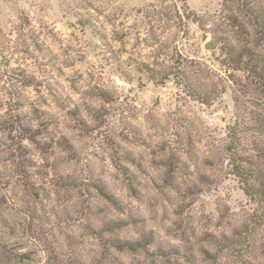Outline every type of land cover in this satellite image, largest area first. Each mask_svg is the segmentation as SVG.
<instances>
[{
    "label": "rangeland",
    "instance_id": "rangeland-1",
    "mask_svg": "<svg viewBox=\"0 0 264 264\" xmlns=\"http://www.w3.org/2000/svg\"><path fill=\"white\" fill-rule=\"evenodd\" d=\"M261 58L264 0H0V264H264Z\"/></svg>",
    "mask_w": 264,
    "mask_h": 264
},
{
    "label": "trees",
    "instance_id": "trees-1",
    "mask_svg": "<svg viewBox=\"0 0 264 264\" xmlns=\"http://www.w3.org/2000/svg\"><path fill=\"white\" fill-rule=\"evenodd\" d=\"M246 56H250L251 57V55L250 54H248V52H246V53H244ZM238 63H241V61L239 60V62ZM249 66V65H248ZM250 70H252L255 74H257V75H263L264 74V58H261V59H259V61H258V63L256 64V65H254L252 62H251V64H250V66L248 67ZM194 97H196V98H198V99H202L201 98V96H200V94L198 93V92H194ZM263 126H264V124H263ZM236 174L240 177V178H242V179H246V177H247V173H245V171H244V169H242V168H238V170H236ZM247 187H246V189H245V192H246V194L248 195V196H253V195H255V193H253V188H252V186H250V185H246ZM124 245H126L127 247H132V245L129 243V242H127L126 244H124Z\"/></svg>",
    "mask_w": 264,
    "mask_h": 264
},
{
    "label": "water",
    "instance_id": "water-1",
    "mask_svg": "<svg viewBox=\"0 0 264 264\" xmlns=\"http://www.w3.org/2000/svg\"><path fill=\"white\" fill-rule=\"evenodd\" d=\"M205 48H209V45H208V44H206V45H205Z\"/></svg>",
    "mask_w": 264,
    "mask_h": 264
}]
</instances>
